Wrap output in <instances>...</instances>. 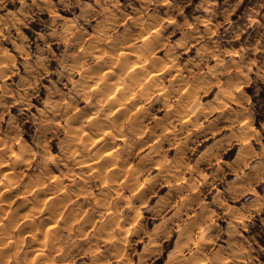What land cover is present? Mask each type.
Wrapping results in <instances>:
<instances>
[{
  "label": "rangeland",
  "instance_id": "rangeland-1",
  "mask_svg": "<svg viewBox=\"0 0 264 264\" xmlns=\"http://www.w3.org/2000/svg\"><path fill=\"white\" fill-rule=\"evenodd\" d=\"M0 48V139L9 143L0 163L26 153L18 178L0 175V188L12 191L0 208V264H264V0H0ZM132 51L147 71L163 69L132 86L133 115L148 116L152 144L128 149L130 118L124 140L106 139L142 168L138 190L118 200L85 177L70 153L83 145L71 140L110 122L89 86L110 64L113 78L132 85L133 71L118 64ZM189 100L195 108L185 115ZM31 183L55 200H33ZM50 214L57 227L34 232Z\"/></svg>",
  "mask_w": 264,
  "mask_h": 264
},
{
  "label": "bare ground",
  "instance_id": "bare-ground-1",
  "mask_svg": "<svg viewBox=\"0 0 264 264\" xmlns=\"http://www.w3.org/2000/svg\"><path fill=\"white\" fill-rule=\"evenodd\" d=\"M173 24H174V22H173ZM149 25V24H148ZM148 30V29H147ZM141 32V31H140ZM146 32V31H145ZM104 35H105V33H104ZM106 35H108L107 33H106ZM139 35V34H138ZM145 35V34H144ZM159 36V35H158ZM157 36V37H158ZM100 37H102V36H100ZM150 37V36H149ZM148 37V38H149ZM156 37V36H155ZM156 37V38H157ZM187 41V40H186ZM178 44H179V42H178ZM184 44V43H183ZM122 45V44H121ZM155 45V44H154ZM144 46V45H143ZM182 46V45H181ZM184 46V45H183ZM113 48V47H112ZM122 48V47H121ZM141 48V47H140ZM101 49V48H100ZM115 49H116V46H115ZM0 50H1V48H0ZM96 50H98L97 48H96ZM113 50V49H112ZM119 50V49H118ZM117 50V51H118ZM138 50H140V49H138ZM149 50H151V49H149ZM122 51V50H121ZM121 51H120V54H119V52H118V54L119 55H121ZM141 51H144V53L146 54V52H148V50L147 51H145V50H141ZM3 52V51H2ZM99 52V51H98ZM106 52V51H105ZM126 52V51H125ZM133 52H135V51H132V53H131V55L129 56V54L128 53H122V56H123V60H124V62L122 61L121 63L120 62H118V64H122V68H123V71H126V72H128V71H133V76H132V78H134V79H132V85H129V86H127L125 83H122V82H118L117 81V79L116 78H113V76L112 75H114L115 73H113V67H111V64H110V66H106V67H103L102 69H105V71L104 72H101V73H97V74H95L96 75V77L98 76V79H97V81L95 82V83H93L92 85H90L89 86V88H91V90L95 93V95L97 96V98H98V103H97V105H98V107H100V109H98V107H97V109L98 110H101V112L103 113L102 115L104 116V117H106V118H102V120L104 119H107L109 116H113L111 119H110V122H108V121H104L105 123H104V125L102 126L101 124H99L98 122H95V123H93L92 125V130H89V131H85V130H83V134L81 133V135H75V131L73 132L74 134H73V137H72V143H76V142H78V143H80V144H82L83 145V148L80 150L81 152H78V150L80 149H77V151H72V152H70L71 153V157H73L74 159H76L77 161H78V166H79V168H81L82 169V171L84 172V174H89V176L88 175H86L85 177H88V178H90L91 179V177L93 178V177H95V178H97L98 180H100L103 184H105L106 185V187L108 188V192H115L116 194H117V196H118V200H120L119 198H121L122 199V195L125 193V191H131V192H134L135 190H138V188L140 187V178H141V175H142V172H141V169H140V167L139 166H131L130 164H129V160H128V158H124L123 159V155H120V152L122 151L123 153H126V152H124V150H123V148L121 149V147H120V152H119V150H118V148L117 149H115V147H114V145L112 146V147H110V145H111V143H109L108 142V140L109 139H111V138H114L115 140H118V141H122V140H124L125 138V133H124V128H125V120L126 119H129L130 118V124H129V126H128V129H129V132H130V134L133 136V137H135V141H134V143H132V144H130L129 145V148L128 149H130V151H132V152H134V150L135 149H142V148H144V147H146V146H148L150 143H151V141H152V139H149V137L151 136V134L149 135V136H147V130H145V125H144V122H143V118H144V116L146 117L147 115L146 114H144V116H139V115H137V114H135V115H133L134 113H133V109L131 108V106H132V102L134 101V99L135 98H137V100H138V96L137 97H135V95H134V92H133V90H132V86H134V87H137V85L138 84H141V82L142 81H144V80H153L154 82H155V80L157 79V76H158V71H160V70H162L163 68H158V69H152V70H149L148 69V71H147V67H149L146 63L147 62H145V60H142L139 56L140 55H137L136 54V52H135V54H133ZM152 52H154V51H152ZM112 53V52H111ZM110 53V54H111ZM116 53V52H115ZM115 53L113 54V55H115ZM141 53V52H140ZM95 54V53H94ZM96 54H98V53H96ZM99 54L100 55H102V52L100 53L99 52ZM107 54V53H106ZM128 54V55H127ZM105 55V54H104ZM109 55V54H108ZM147 56V55H146ZM103 57H105V56H103ZM109 57H111V56H109ZM118 57V56H117ZM100 58V57H99ZM113 58H115V56L113 57ZM124 58H126V59H124ZM131 58V60L129 61V59ZM132 58H133V60H132ZM106 59H108V58H106ZM3 60V59H2ZM110 60V59H109ZM108 60V61H109ZM175 60V59H174ZM101 61V63H103V65L104 64H106V62H104V60L103 59H101L100 60ZM113 62L115 61V60H112ZM146 61H148V60H146ZM152 63V62H151ZM154 63V62H153ZM163 65V64H162ZM169 65V64H168ZM5 66V65H4ZM3 66V67H4ZM152 67V66H151ZM151 67H149V68H151ZM75 68V67H74ZM122 68H120V69H122ZM101 69V70H102ZM138 69V70H137ZM74 70V69H73ZM100 70V71H101ZM103 71V70H102ZM164 71V70H163ZM122 72V71H121ZM173 72V71H172ZM117 73V72H116ZM178 73V72H177ZM212 73V72H211ZM167 74H169V73H167ZM210 74V73H209ZM92 74L90 73L89 74V80H93V79H95V78H93L92 79V77L93 76H91ZM108 75V76H107ZM162 75H163V73H162ZM161 75V73H160V76H162ZM180 74L178 73V79H180L179 76ZM211 75V74H210ZM209 75V76H210ZM175 77V76H174ZM105 78V79H104ZM118 78V77H117ZM147 78V79H146ZM176 79V78H175ZM207 79V78H206ZM177 80V79H176ZM87 83H88V81H87ZM180 83V82H179ZM153 85V84H152ZM140 87V86H139ZM154 88H156V87H154ZM135 89V88H134ZM144 91V90H143ZM142 91V92H143ZM136 92V91H135ZM192 92V91H191ZM86 93V92H85ZM81 94H82V92H81ZM192 94V93H191ZM140 96V95H139ZM148 96V95H147ZM86 97V96H85ZM143 97V96H142ZM145 97V96H144ZM146 98V97H145ZM95 99V98H94ZM141 99V98H140ZM87 100H90V98L89 99H86V101ZM91 101V100H90ZM92 102V101H91ZM139 102V101H138ZM220 102V101H219ZM18 103V102H17ZM90 103V102H89ZM95 103V102H94ZM194 101L193 100H189V103L187 104L186 103V106H184V109H183V112L182 113H185V115H187L188 113H189V111L190 110H192L193 109V107H194ZM225 104V103H224ZM92 105V104H91ZM93 106V105H92ZM197 106V105H196ZM94 107V106H93ZM181 107V106H180ZM89 108H91L90 106H89ZM95 108V107H94ZM139 108V107H138ZM137 108V109H138ZM195 108V107H194ZM97 110V111H98ZM181 110V109H180ZM93 111V110H92ZM26 112V111H25ZM95 112V111H94ZM181 111H179V113H180ZM24 113V112H23ZM27 113V112H26ZM86 113V112H85ZM97 113H99V112H97ZM89 114V113H88ZM81 115V114H80ZM183 114H181V118H185V117H183L182 116ZM86 116V115H85ZM81 117H83V116H80V118ZM87 117V116H86ZM89 117V116H88ZM92 117V116H91ZM148 117V116H147ZM174 117H177V116H174ZM76 118V117H75ZM85 118V117H84ZM178 118V117H177ZM177 118H175L176 120H177ZM188 118V117H187ZM79 119V118H78ZM145 119V118H144ZM180 119V118H179ZM190 119V118H189ZM189 119H185V122L186 121H188ZM109 120V119H108ZM247 120V119H246ZM77 121V120H76ZM99 121V120H98ZM73 122H74V120H73ZM78 122H81V121H78ZM107 122L110 124H107ZM126 122H127V120H126ZM188 123V122H187ZM186 123V124H187ZM162 125V124H161ZM165 125V124H164ZM245 125V124H244ZM157 126H159V125H157ZM166 126V125H165ZM188 126V125H187ZM149 128V127H148ZM157 128V127H156ZM161 128V127H160ZM163 128V127H162ZM165 128V127H164ZM71 130V129H70ZM79 130H81V129H79ZM157 130V129H156ZM159 130V129H158ZM167 131H169V132H171L172 130H170V129H166ZM176 130V129H175ZM82 131V130H81ZM81 131H79V132H81ZM163 131V130H162ZM126 132V131H125ZM157 132V131H156ZM198 132V131H197ZM153 133V132H152ZM166 133V132H165ZM78 134V133H77ZM156 134V133H155ZM154 135V134H153ZM176 135V134H175ZM96 136V137H95ZM97 136H99L100 138V141H98L99 139L97 138ZM154 136H157V135H154ZM159 136V135H158ZM157 136V137H158ZM172 137H173V135H172ZM94 138H97V142H95V143H93V141L95 140L96 141V139H94ZM108 138V140H106ZM113 140V139H112ZM168 140V139H167ZM170 140V139H169ZM128 141V140H127ZM7 142V141H6ZM4 142L2 139H0V160H2L3 161V159L5 158V157H3L4 155H5V153L6 152H8V149H6L7 148V146L6 145H8L9 143L7 142ZM90 142H92L93 143V145H89L90 144ZM100 142V143H99ZM111 142V141H110ZM113 142H114V140H113ZM158 142V141H157ZM157 142H154V143H156V144H158ZM6 143V144H5ZM71 143V144H72ZM77 143V144H78ZM117 143H119V142H117ZM131 143V142H130ZM2 144V145H1ZM11 144V143H10ZM69 144V143H68ZM71 144H70V146H71ZM152 144V143H151ZM165 144V143H164ZM11 146V145H10ZM69 146V145H68ZM73 146V145H72ZM75 146V145H74ZM9 148V147H8ZM71 148V147H70ZM10 149V148H9ZM180 149V148H179ZM7 150V151H6ZM68 150V149H67ZM73 150V149H72ZM29 151V150H28ZM125 151H127V150H125ZM130 151H129V154H130ZM11 152V151H10ZM67 152V151H66ZM76 152V153H75ZM78 152V153H77ZM155 152V151H154ZM16 153V152H15ZM28 153V152H27ZM63 153H65V152H63ZM9 154V153H8ZM29 154V153H28ZM36 154V153H35ZM126 154H128V153H126ZM148 153H146V156H148L149 157V155H147ZM164 154V153H163ZM67 155V154H66ZM156 155V154H155ZM26 156V153H23V152H21V153H18V155H17V157L15 158V160H14V165L13 166H8L7 164H5V163H0V175H5L7 178H9V179H16V178H18V176H20V174H21V172H19L18 170H17V168L19 167V165L20 164H22L21 162H23L25 159H24V157ZM53 156V155H52ZM63 156H65V155H63ZM2 157H3V159H2ZM125 157V156H124ZM129 157V159H130V155L128 156ZM63 158H65V157H63ZM151 157H149V159H150ZM161 158H162V155H161ZM67 159V158H66ZM147 159V158H146ZM28 160V159H27ZM50 160H52L51 159V157L49 156V155H45V157H44V161L43 162H45V161H50ZM143 160V159H142ZM166 160V159H165ZM181 160V159H180ZM26 161V160H25ZM24 161V162H25ZM64 161V160H63ZM73 161V160H72ZM179 161V160H178ZM183 161V160H182ZM31 162V161H30ZM75 162V161H74ZM132 162V161H131ZM144 162V161H143ZM26 163V162H25ZM49 163V162H48ZM62 163V162H61ZM139 163H141V162H139ZM145 163V162H144ZM159 163V162H158ZM51 164H52V162H51ZM54 164V163H53ZM138 164V163H137ZM29 165V164H28ZM134 165V164H133ZM144 165V164H143ZM159 165V164H158ZM161 165V164H160ZM159 165V166H160ZM18 166V167H17ZM45 168H46V166H45ZM55 168V167H54ZM158 168V167H157ZM176 168V167H175ZM173 170V169H172ZM52 171H55L54 169L52 170ZM59 171V170H58ZM61 171H62V169H61ZM173 171H176L175 169L173 170ZM71 172V171H70ZM168 172V171H167ZM75 173H77V172H75ZM169 173H170V171H169ZM166 175V174H165ZM66 176V175H65ZM1 177V176H0ZM52 177V176H51ZM180 177V176H179ZM178 177V179H180ZM87 178V179H88ZM94 178V179H95ZM52 180H55V181H57L56 180V178L54 177V179H52ZM15 181V180H14ZM180 181V180H179ZM33 183V182H32ZM31 183V184H32ZM89 183V182H88ZM6 184V183H5ZM4 184V185H5ZM41 183H39V185H40ZM141 184H142V182H141ZM32 185H35V184H32ZM31 185V186H32ZM145 185V184H144ZM188 185H189V183H188ZM31 186H29L30 188H31ZM37 186V187H36ZM2 187H4V186H2ZM28 187V186H27ZM27 187H25V188H27ZM30 188H28L29 190H28V192L29 193H31V195L30 196H32V198H33V200L34 199H36V198H38V201H40V202H42L45 198H47L46 197V194H45V192L47 191V188L45 189L44 188V190H46L45 192L43 191V189L42 188H40L38 185H37V183H36V185H35V187H32L33 189H32V192H31V189ZM1 189V188H0ZM60 189H62L61 187H60ZM63 189H64V187H63ZM2 190V189H1ZM0 190V198H2V200H3V202H1L0 201V208H2V209H4L3 207L6 205L5 204V199H3V197L6 195V196H11L10 194H12L11 192V189H10V186H7L6 185V187L1 191ZM107 190V189H106ZM140 190V189H139ZM53 191V190H52ZM62 191V190H61ZM66 191V190H65ZM17 192V191H16ZM22 192V191H21ZM49 192H51V190L49 191V189H48V192L47 193H49ZM63 192L64 191H62L61 192V194H63ZM143 193V192H142ZM20 194V193H19ZM50 194V193H49ZM56 193H55V191L54 192H52V194L50 195V197H48L46 200L47 201H52V200H55V195ZM79 194V193H78ZM89 194V193H88ZM29 195V194H28ZM108 195V194H107ZM8 196V197H9ZM63 196H64V194H63ZM85 196V195H84ZM105 196V195H104ZM86 197V196H85ZM109 197V196H108ZM111 197V196H110ZM142 197V196H141ZM5 198V197H4ZM59 198V197H58ZM60 198H62V196L60 197ZM123 198H125V197H123ZM28 199V198H27ZM131 199V198H130ZM42 200V201H41ZM46 200H45V202H46ZM139 200V199H138ZM141 200V199H140ZM5 201V202H4ZM129 201H131V200H129ZM142 201V200H141ZM141 201H139V202H141ZM30 202V201H29ZM32 202V201H31ZM31 202H30V204H31ZM56 202V201H55ZM39 203V202H38ZM47 203V202H46ZM54 203V202H53ZM64 203V202H63ZM103 203H105V201L103 202ZM108 203V202H107ZM107 203H105L103 206H104V208L107 210H105L106 212H107V217H110V222H114L113 223V225H119L120 223H118L117 221H118V213L117 212H115L114 210H112L111 209V207H109V206H112L111 204H110V202L107 204ZM133 203V202H132ZM41 204V203H40ZM49 204V203H48ZM101 204L102 203H100V206H101ZM110 204V205H109ZM118 204V203H117ZM130 204V203H129ZM28 205V204H27ZM26 205V206H27ZM33 205V204H32ZM47 205V204H46ZM53 204H51V207H53L52 206ZM3 206V207H2ZM55 206V209H56V204L54 205ZM43 207H45V206H43ZM43 207H41V208H43ZM47 207V206H46ZM60 207H61V205H60ZM49 208H50V206H49ZM48 208V209H49ZM58 208H59V206H58ZM80 208V207H79ZM162 208V207H161ZM48 209H47V212H48ZM59 209H61V208H59ZM70 209V208H69ZM102 209V208H101ZM118 209V208H117ZM1 210V209H0ZM43 210H46V208L44 209L43 208ZM54 210V209H53ZM42 211V210H41ZM52 210H50L49 212H51ZM57 211V210H56ZM59 211V210H58ZM73 211V210H72ZM117 211V210H116ZM159 211V210H158ZM42 212H45V211H42ZM76 212V211H75ZM75 212H73V213H75ZM36 213H38V212H36ZM35 213V214H36ZM46 213V212H45ZM44 213V214H45ZM18 214V213H17ZM23 214V213H22ZM89 214V213H88ZM46 215V214H45ZM82 215V214H81ZM4 216H6V215H4ZM48 216V215H47ZM73 216V215H72ZM75 216V215H74ZM25 217H27V216H25ZM46 217V216H45ZM55 217V216H54ZM61 217H62V215H61ZM69 217L71 218V215L69 214ZM76 217H77V215H76ZM75 217V218H76ZM59 218V217H58ZM64 218H65V216H64ZM63 218V219H64ZM106 218V217H105ZM27 219V218H26ZM45 219H46V221H45ZM44 219V223H43V219L41 220V223H43V224H41V225H39V224H36V222H35V220L33 221V223L35 222V224L36 225H39V226H41V228L40 229H42V230H38V228H39V226H38V228H37V230L36 229H34L33 231L34 232H39V235H43L44 234V230L43 229H46V226L45 225H47V229L48 230H50V232H51V230H53V229H55L56 227H57V222H59L60 223V221H58L57 220V218H55L56 219V221H55V219L53 218V217H51V214L48 216V217H46ZM54 219V220H53ZM60 219V218H59ZM62 219V220H63ZM72 219V218H71ZM73 219H74V217H73ZM90 219V218H89ZM107 219V218H106ZM18 220V219H17ZM85 220H86V215L84 216V217H81L80 215L77 217V220H75L74 222H76L77 223V225L79 226V224H84V222H85ZM123 220V219H122ZM5 221V220H4ZM7 221V220H6ZM10 221V220H9ZM90 221V220H89ZM88 221V222H89ZM125 221V220H124ZM1 223H2V221H0ZM14 222V221H13ZM13 222H10L11 224L13 223ZM25 222V221H24ZM46 222H48V224H46ZM56 222V223H55ZM73 222V223H74ZM0 223V224H1ZM9 223V222H8ZM9 223V224H10ZM15 223H17L16 221H15ZM21 223V222H20ZM31 224H32V222H30ZM7 224V223H6ZM8 224V225H9ZM10 224V225H11ZM34 224V225H35ZM45 224V225H44ZM65 225H66V227L67 228H69L70 226L69 225H71V227L73 226V228L74 227H76V224L74 225H72V223H70V219L69 220H66V222L64 223ZM110 224H112V223H110ZM109 224V225H110ZM33 224L31 225L32 227L34 226ZM42 225H44L45 226V228L42 226ZM59 225V224H58ZM121 225V224H120ZM19 226V225H18ZM60 226V225H59ZM110 226H112V225H110ZM8 227V226H7ZM10 227V226H9ZM8 227V228H9ZM17 227V226H16ZM71 227L69 228V229H71ZM122 227V226H121ZM6 228V227H5ZM33 228H35V227H33ZM33 228H31V229H33ZM106 228V227H105ZM137 228V227H136ZM10 229V228H9ZM30 229V228H29ZM79 229V228H78ZM109 229H111V228H109ZM4 230V229H3ZM17 230V229H16ZM36 230V231H35ZM47 230V231H48ZM71 230H73V229H71ZM104 229H102V231H103ZM114 230V229H113ZM128 230V229H127ZM138 230V229H137ZM24 231V230H23ZM26 231V230H25ZM43 232V234H42V232ZM64 231V230H63ZM125 231V230H124ZM123 231V232H124ZM19 232V231H18ZM22 232V231H21ZM30 232H32V231H30ZM34 232H32V233H30L31 234V236H32V234L35 236V238H36V236H38L36 233H34ZM59 232V231H58ZM71 232V231H70ZM76 232V231H75ZM113 232V231H112ZM111 232V233H112ZM139 232V231H138ZM46 233V232H45ZM49 233V232H48ZM48 233H47V235H48ZM60 233V232H59ZM69 233V232H68ZM131 233V232H130ZM140 233V232H139ZM13 234V233H12ZM54 234V233H53ZM74 234V233H73ZM107 234V233H106ZM136 234V233H135ZM138 234V233H137ZM44 235H46V234H44ZM156 235V234H155ZM49 236V235H48ZM110 236V235H109ZM112 236H114V235H112ZM206 236V235H205ZM2 236H0V238H1ZM51 237V236H50ZM66 237V236H65ZM2 238H4V237H2ZM34 238V237H33ZM109 238V237H108ZM115 238V237H114ZM9 239V238H8ZM45 239V238H44ZM52 240H53V238H51ZM72 239V238H71ZM139 239V238H138ZM1 240V239H0ZM16 240V239H15ZM19 240V239H18ZM51 240V241H52ZM109 240V239H108ZM122 240V239H121ZM152 240V239H151ZM6 242H7V240H5ZM20 241V240H19ZM38 241H39V239H38ZM107 241V240H106ZM110 241V240H109ZM128 241V240H127ZM126 241V242H127ZM156 241V240H155ZM4 242V241H3ZM2 242V243H3ZM24 242V241H23ZM57 242H58V240H57ZM56 242V243H57ZM108 242V241H107ZM5 243V242H4ZM10 243V242H9ZM13 243V242H12ZM16 243V242H15ZM19 243H21V242H19ZM36 243V242H35ZM47 244H48V242H46ZM44 244V243H43ZM47 244H45V246H47ZM52 244H55V242H53ZM112 244V243H111ZM154 244V243H153ZM38 245V244H37ZM40 245V244H39ZM55 245H57V244H55ZM60 247H61V245H59ZM2 247V246H1ZM4 247V246H3ZM21 247V246H20ZM40 248H38V251H39V249L41 250V254L40 255H42L43 257H48L49 255H46L44 252H46L44 249H43V247L40 245L39 246ZM42 247V248H41ZM50 246H48L46 249H48ZM58 247V246H57ZM93 247H94V245H93ZM7 249V248H6ZM51 249V250H50ZM48 251H52V248H50ZM58 249L59 250H61L59 247H58ZM57 248H56V251L58 250ZM153 249V248H152ZM58 250V251H59ZM18 251V250H17ZM54 251V250H53ZM154 251V250H153ZM2 252V251H1ZM68 252V251H67ZM29 253V252H28ZM61 253V252H60ZM17 254H19V253H17ZM49 254V253H48ZM67 254V253H66ZM2 255V254H1ZM22 255V254H21ZM68 255V254H67ZM123 255V254H122ZM148 255V254H147ZM155 255V254H154ZM50 257V256H49ZM48 257V258H49ZM149 257H150V255H149ZM171 257V256H170ZM169 257V258H170ZM29 258V257H28ZM30 258H31V256H30ZM33 258V257H32ZM57 258V257H56ZM18 259V258H17ZM27 259V258H26ZM51 259V258H50ZM67 259H68V257H67ZM123 259H125V258H123ZM179 259V258H178ZM21 260V259H20ZM29 260V259H28ZM183 260H185L184 258H183ZM43 261V260H42ZM49 261V260H48ZM51 261V260H50ZM58 261V260H57ZM182 261V260H181ZM34 263V262H33ZM46 263H47V261H46ZM53 263V262H52ZM63 263V262H62ZM7 264V263H6ZM18 264V263H17ZM58 264V263H57ZM102 264V263H101Z\"/></svg>",
  "mask_w": 264,
  "mask_h": 264
}]
</instances>
